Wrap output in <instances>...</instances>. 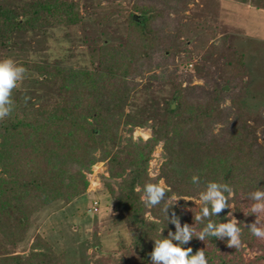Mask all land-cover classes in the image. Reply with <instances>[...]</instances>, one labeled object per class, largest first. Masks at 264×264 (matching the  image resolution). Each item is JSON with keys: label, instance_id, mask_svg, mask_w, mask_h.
<instances>
[{"label": "trees", "instance_id": "obj_1", "mask_svg": "<svg viewBox=\"0 0 264 264\" xmlns=\"http://www.w3.org/2000/svg\"><path fill=\"white\" fill-rule=\"evenodd\" d=\"M188 4V0H134L127 15L112 10L109 20L120 26L119 36L114 43L100 36L98 50L93 47L90 55L92 61L101 57L97 68L66 67L63 59L62 64L44 59L19 63L26 69L23 80L29 74L27 85L50 88L55 98H38L35 90L36 99L31 101L22 91L10 116L0 120V236L11 247L26 241L29 219L36 211L52 202L69 204L84 195V173L96 162H106L109 177L102 181L130 230L131 248L139 264H151L148 254L161 230L162 237L170 230L175 232L161 210L163 202L146 207L141 201L144 184L161 180L168 187L165 195L176 197L188 209L180 213L173 206L181 226H192L197 235L203 226L196 220L201 205L194 208L198 193L209 181L230 185L229 209L209 219L226 222L232 206L241 222L240 246L230 247L228 238L205 237L203 241L193 238L184 247H191V254L203 250L208 264H264V238L253 236L248 229L257 219L258 226L264 227V212L251 213L253 201L249 199V193L264 189V127L257 137L250 120L258 125L262 121L247 108L242 59L226 53L224 38L214 46L209 39L215 33L198 29L192 35L196 39L193 50L188 49V40L177 41V34L187 28L181 26L184 17L178 14ZM13 5L17 7L6 2L0 6V57L13 56L10 48L16 33L28 29L49 33L44 26L50 17L58 20L56 25L77 23L78 4L67 0ZM171 13L177 18L170 17ZM177 54L183 57L175 73L163 69L161 78L144 77L152 63L155 68L175 66ZM198 56L193 63L192 58ZM194 78L203 85H190ZM164 94L170 99L165 100ZM226 100L230 105L221 107ZM126 107L131 112H125ZM217 125L218 132L213 133ZM122 127L129 135L126 138L120 136ZM136 127L149 128L151 136L133 140ZM159 144L163 162L158 175L150 177L148 164ZM193 175L199 177V184L191 183ZM243 242L256 252L254 257L242 256ZM0 264L60 263L50 246L35 235L28 255L0 256Z\"/></svg>", "mask_w": 264, "mask_h": 264}, {"label": "rangeland", "instance_id": "obj_2", "mask_svg": "<svg viewBox=\"0 0 264 264\" xmlns=\"http://www.w3.org/2000/svg\"><path fill=\"white\" fill-rule=\"evenodd\" d=\"M34 1L36 0H0V3L3 5L6 2L16 8L17 6L13 4L18 2L30 4ZM67 1L78 4L76 5L78 9L77 23L56 25L58 20L50 17L48 26H44L49 33H40L34 29L16 33L13 36L14 44L10 48L14 51L12 59L17 63H26L28 59L31 62H41L44 59L48 60L50 64L60 63V60L63 59L66 67L79 68L86 65L87 68H97L101 57L95 53L98 58L92 61L90 55L98 41V45H100V36L104 40L107 39L106 41L109 43H114L119 36L120 26L116 27L111 21L112 18L109 20L111 11L119 10L127 15L132 12L131 7L134 0ZM188 1L187 10L178 14L184 17L181 26L185 25L187 28L183 33L177 34V41L188 40V49L193 50L196 39L192 35L198 29H208L215 33L214 37L209 39V43L214 46L220 45L219 42L224 38L222 45H224L226 53L241 57L243 65L241 74L247 87L245 93L247 108L251 111V116L262 121L258 125L255 120H250V125L255 129L258 137L259 129L264 127V0ZM133 14L137 19V14L135 12ZM170 17L177 18V15L171 13ZM98 48L96 47L95 50ZM64 50L66 52H63ZM39 54L40 56H37ZM182 57L183 54L175 55L173 60L175 66L169 64L165 67L155 68L152 63L151 70L145 72L144 77L147 79L151 75H158L161 78L164 75L163 69L167 73L172 71L175 73V69L181 66L180 58ZM199 57L192 58L193 63L198 61ZM2 58L4 57H0V59ZM189 70L191 69L188 68L187 72ZM28 82L31 83L29 74L28 79L22 80L12 90L13 101L18 100V94L22 91L27 92L25 93L26 98L34 101L36 99L35 90L39 92L38 98H55L54 92L50 88L41 85L34 87L27 85ZM137 82L143 81L137 79ZM151 83L155 85L154 80ZM182 85L184 86L186 83L183 82ZM190 85H203V82L194 78ZM164 97L165 100L170 99V95ZM256 103H262V105L257 106ZM229 105V101L226 100L221 107ZM125 112H131V109L126 107ZM219 128L220 126L217 125L213 133H217ZM119 133L123 138L129 136L124 127L120 129ZM150 136L151 130L146 127H136L132 132V139L135 141L138 139L145 141ZM162 153V144H159L152 153L148 164L150 177L158 175L163 162ZM84 176L87 182L86 193L69 204L52 202L36 211L29 219L30 229L23 244L16 248L11 247L0 236V256L28 255L34 236L39 235L50 246L60 264H139V258L134 255L131 248L130 230L116 212L113 205L114 198L110 196L102 181V178L109 177L106 162H96L89 172L84 173ZM111 187L114 191L117 190L114 184ZM93 200H96L98 205L96 213L92 212ZM170 201L173 204L177 201L175 206L180 213L188 211L186 207L179 205L176 197H172ZM199 204L197 199L194 200V208L197 209ZM230 209L232 216L237 219L232 206ZM146 216L152 220L148 213ZM241 226L243 227L244 224L242 223ZM241 247L243 248L242 256L247 259L256 254L249 249L245 242L241 244Z\"/></svg>", "mask_w": 264, "mask_h": 264}, {"label": "clouds", "instance_id": "obj_3", "mask_svg": "<svg viewBox=\"0 0 264 264\" xmlns=\"http://www.w3.org/2000/svg\"><path fill=\"white\" fill-rule=\"evenodd\" d=\"M26 72L22 64L17 63L11 57L0 59V120L10 116L13 111L14 101L11 98L12 90L16 88L24 79ZM198 176L191 177V183L199 184ZM137 191H141L137 186ZM168 191L167 185L163 181L156 183H146L142 189L141 201L146 207H154L162 202V212L164 213L168 224L175 227V232L168 231L167 237H160L153 240V250L148 254L151 264H208V260L203 250H197L192 253V248H185L193 238L203 241L205 237H216L217 239H227L228 245L239 247L241 222L232 216V212L228 211L225 217L226 222H214L209 219L210 216H217L224 209H229V198L233 196V189L227 183H218L209 181L205 184L204 190L198 193L200 201V211L196 215V220L203 222L198 235L194 233L192 226L184 224L181 226L180 216L172 211L173 206L168 205L171 196H166ZM249 199L253 201L250 211L253 214L264 212V189L258 187L257 190L249 193ZM171 212V216L169 213ZM258 219L254 223L248 225L250 233L258 238H264V227L258 226Z\"/></svg>", "mask_w": 264, "mask_h": 264}, {"label": "built area", "instance_id": "obj_4", "mask_svg": "<svg viewBox=\"0 0 264 264\" xmlns=\"http://www.w3.org/2000/svg\"><path fill=\"white\" fill-rule=\"evenodd\" d=\"M97 201L96 200H93L92 202V212L96 213L97 210H98V207H97Z\"/></svg>", "mask_w": 264, "mask_h": 264}, {"label": "water", "instance_id": "obj_5", "mask_svg": "<svg viewBox=\"0 0 264 264\" xmlns=\"http://www.w3.org/2000/svg\"><path fill=\"white\" fill-rule=\"evenodd\" d=\"M136 17H134V19H135ZM175 108V103L174 102H172L171 103V109H174Z\"/></svg>", "mask_w": 264, "mask_h": 264}]
</instances>
